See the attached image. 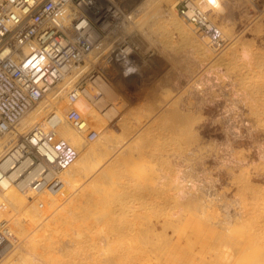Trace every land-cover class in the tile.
<instances>
[{
    "label": "bare ground",
    "instance_id": "6f19581e",
    "mask_svg": "<svg viewBox=\"0 0 264 264\" xmlns=\"http://www.w3.org/2000/svg\"><path fill=\"white\" fill-rule=\"evenodd\" d=\"M174 1L132 0L111 37L96 40L84 64L0 138L1 155L39 124L77 153L61 173L71 192L63 202L23 194L0 178V224L19 239L0 264H264V0H253L260 13L244 9L246 24L234 20L235 8L252 0H194L219 33L216 45L180 20ZM171 32L181 48L161 39ZM125 37L146 52L164 47L150 62L168 64L172 75L153 89L148 113L129 126L115 91L91 76L93 86L75 102L89 128L99 125L89 143L65 119L61 100L89 67H114ZM127 48L137 71L120 76L142 85L147 60ZM116 114L113 136L106 126Z\"/></svg>",
    "mask_w": 264,
    "mask_h": 264
},
{
    "label": "built area",
    "instance_id": "2783aa9c",
    "mask_svg": "<svg viewBox=\"0 0 264 264\" xmlns=\"http://www.w3.org/2000/svg\"><path fill=\"white\" fill-rule=\"evenodd\" d=\"M193 1L179 0L177 15L216 45L219 33ZM132 7V0H0V138L14 130L65 75L82 66L95 41L109 39ZM127 47L125 40L119 44L114 67L121 76L132 77L137 70ZM93 75L97 72L91 70L77 76L63 102L65 119L87 140L95 139L97 132L89 129L75 102ZM76 157L73 147L52 127L36 124L4 148L0 166L4 162L7 166L0 168V178H9L23 194L54 195L63 202L71 192L61 173ZM16 242L9 225L2 222L0 259Z\"/></svg>",
    "mask_w": 264,
    "mask_h": 264
},
{
    "label": "rangeland",
    "instance_id": "374dc122",
    "mask_svg": "<svg viewBox=\"0 0 264 264\" xmlns=\"http://www.w3.org/2000/svg\"><path fill=\"white\" fill-rule=\"evenodd\" d=\"M178 1L179 0H175L172 3V9L175 11V13H176ZM251 2H252V4H251L252 6H250L249 2H244V5L241 3L237 6V8H235V10H237L239 12V14H237L234 18L235 21H240V22L242 21V23H244V24H246L247 21L248 22L250 21L249 19L251 17L249 16V14H246V12H244V9L245 10L248 9V11H250L251 13L262 12L261 7L254 6L255 4H254L253 0ZM247 6H248V8H247ZM131 9L132 8H130L128 10L129 13H130ZM206 12H207L208 18L214 17V15L211 14L210 11H206ZM180 20H181V18H180ZM182 22L187 27L191 28L193 31H196L195 30L196 28L194 26L187 24L184 21H182ZM260 28L264 29V22L260 24ZM161 39L166 40V41H172L174 44L177 45L178 48H181V44L179 43L180 37L176 32H171V33L165 34L162 36ZM124 40L128 44H130V46L132 47V50H134L133 52L137 56H139L140 58L142 57V59H144L145 61L147 60L145 63V67H143L142 70H140V74L144 77V82L142 83V85H140L138 82H135L134 80L128 81V80L123 79L120 76L119 72L117 71L116 67H113V66H110L109 69H106L107 71L101 69L99 66H95V67L92 66V67H89V69H86L84 72H82L81 75L85 72H90L91 70H93L94 72L96 71L97 75L99 77H101V79L111 89H113L115 91V94H116L115 98H114L115 106H117V108L120 107L119 108V111L121 113L120 115L122 117L127 118V120L129 121V124H127V126H129L132 124V121L135 120L134 117H138V116L141 117V115H145L148 113V111H147L148 106L147 105H148V102L150 103V101H151V93L153 92V89H156L157 86H160L161 84H163L165 82V79L168 76L172 75L173 67H171L165 63H161L160 65H158V64H153L152 62H150L151 59L156 58L158 55L160 56L163 53L164 47H162L161 45L155 44L152 46L153 48H151L150 50H148L146 52L144 49H141L139 47H134L133 44L131 43V37H125ZM212 49H216V48L213 47ZM142 51H144V52H142ZM152 52H155L156 55L151 57L150 55L152 54ZM160 60H163V58L162 59L160 58ZM218 67H221V65H219ZM108 70H109V72H108ZM110 70H112L113 73ZM178 74H179V72H178ZM90 75H91V73L89 74V76ZM90 78H89V80L86 81V86H88V85L93 86V84L90 83ZM75 81H77V80L75 79ZM129 82H131V83H129ZM61 102L62 103L65 102V98H63L61 100ZM116 104H119V105H116ZM121 104H122V107H121ZM114 116L111 118V120L109 122H107L108 124L106 126V129L108 128L107 131L109 133L111 132V135L116 136L118 134V131H117L118 129L116 127L118 119H117V114ZM94 126H95V124H94ZM94 126L93 127L90 126L89 129H92L94 131H96L97 129L99 130V128H98L99 125H97L95 127ZM159 131H160V133L163 132V130H159ZM96 132H98V131H96ZM83 138H84V140L88 141L89 143H91V141H92V140H87L84 135H83ZM15 239L17 241L16 242V245H17L19 239L16 237H15Z\"/></svg>",
    "mask_w": 264,
    "mask_h": 264
}]
</instances>
